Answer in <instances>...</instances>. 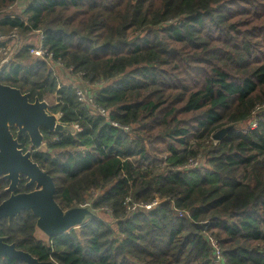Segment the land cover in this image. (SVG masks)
Instances as JSON below:
<instances>
[{
    "label": "trees",
    "instance_id": "1",
    "mask_svg": "<svg viewBox=\"0 0 264 264\" xmlns=\"http://www.w3.org/2000/svg\"><path fill=\"white\" fill-rule=\"evenodd\" d=\"M33 31L108 119L27 44L0 83L61 115L70 130L42 129L33 161L63 210L98 216L45 241L22 212L0 221L5 241L56 264H216L211 235L224 264H264V0H0V38ZM8 185L0 177V203Z\"/></svg>",
    "mask_w": 264,
    "mask_h": 264
},
{
    "label": "water",
    "instance_id": "2",
    "mask_svg": "<svg viewBox=\"0 0 264 264\" xmlns=\"http://www.w3.org/2000/svg\"><path fill=\"white\" fill-rule=\"evenodd\" d=\"M29 98L30 94L0 83V176L10 182L5 192L11 194L0 203V221L11 222L22 212H31L37 217V228L47 238H58L98 215L89 205L63 210L55 200L54 179L33 161L32 156L46 144L42 129L55 133H65L70 129L59 123L55 114L48 112L46 101L36 98L31 102ZM233 128L229 126L220 130L213 139L221 141ZM21 136L29 138L34 151L23 149L19 142ZM21 175L27 179V187L34 186V191L15 193ZM5 239L0 235V257L21 260L25 264H56L40 262L30 253L18 250L15 244H8Z\"/></svg>",
    "mask_w": 264,
    "mask_h": 264
},
{
    "label": "built area",
    "instance_id": "3",
    "mask_svg": "<svg viewBox=\"0 0 264 264\" xmlns=\"http://www.w3.org/2000/svg\"><path fill=\"white\" fill-rule=\"evenodd\" d=\"M16 2H20L21 0H15ZM11 10H13V7H10ZM36 33H40L41 36V44L39 46H36L33 42L27 43L28 47H30L29 52L31 55L37 57V59L45 61L48 65V67H50L51 65H53V67H50L51 72L53 73V76L56 77V79L59 81V77L55 74L54 72V67H58L60 69V72H67L68 75H70L71 77L75 76L78 78L82 77L83 74L79 73L77 75H74V69L71 68H67L65 66V64L63 63L62 59H55L54 58V54L52 52H50L46 47H44V40H45V35L42 31H33L30 32L28 36H30L31 34H36ZM11 40H16L20 43L21 38L19 37V35L17 33H13L8 37H1L0 38V75L5 71L6 68H8L10 66V63L12 61L13 56L15 55V53L13 54L12 49H14L12 46L10 47L9 44L12 43ZM30 40V38H28V41ZM16 47V46H15ZM18 48V46L16 47ZM15 51V49H14ZM13 55V56H12ZM72 86V85H69ZM61 85H59L58 88H60ZM76 95L78 97V100L81 104H83L84 106H87L88 108H91V110L98 114H100L101 116L105 117L106 119H108L109 116V112L105 109H103L102 107H99L98 105H96L94 99H95V95L93 92H90L89 90L86 89H82V88H78L76 90ZM115 128H120V129H125V130H129V128H122L117 122H112L111 123ZM252 128L256 127V123L252 124L251 126ZM73 129L76 132H80L81 129L79 128L78 125H74ZM53 141H58L57 138H55ZM197 163L199 162H194L193 165H197ZM127 203L130 202V200H126ZM142 207H146L147 209H151L153 206L152 205H141ZM140 206V207H141ZM139 208V205L136 204H131L130 207V211H134L137 210ZM208 239L211 245H213L214 249H215V263L216 264H224L225 263V255H224V251L219 248L217 246V244L219 245V243L217 242V240L212 237L211 235H208Z\"/></svg>",
    "mask_w": 264,
    "mask_h": 264
},
{
    "label": "rangeland",
    "instance_id": "4",
    "mask_svg": "<svg viewBox=\"0 0 264 264\" xmlns=\"http://www.w3.org/2000/svg\"><path fill=\"white\" fill-rule=\"evenodd\" d=\"M19 12V11H18ZM19 35V34H18ZM29 35V34H28ZM27 35V37H25V38H21L20 37V35H19V37L21 38V41H20V43L18 42V41H16V40H11L12 41V43H10L9 44V46L11 47H13L14 49H15V51H14V49H12V52H13V54L15 53H17V51L19 50V48H21L22 46H24V45H26L27 43H30V42H33L36 46H39L40 44H41V34L40 33H36V34H31L30 36H28ZM28 38H30V40L28 41ZM18 46V48H16V47ZM13 56V55H12ZM31 56H33V55H31ZM34 58H37V57H35V56H33ZM50 67H53V65H51ZM50 67H49V69H50ZM54 72H55V74L59 77V82H60V84H65V85H74V86H76V87H78V88H82V89H86V87L84 86V85H78L79 83H78V80H77V77H75V76H73V77H71L70 75H68V73L67 72H65V73H63V72H60V69L58 68V67H54ZM87 90V89H86ZM91 92H93V91H91ZM48 112L50 113V114H53L52 113V111H51V105H49V108H48ZM56 116H57V120H58V122L60 123L61 121V115H59V114H55ZM244 128H246V126H243V127H241V128H239V129H244ZM44 147V146H43ZM108 212V211H107ZM37 238H39V239H42V240H45L46 241V239H47V236L44 234V233H42L40 230H38V232H37ZM217 246L219 247V248H221V246L220 245H218L217 244ZM211 247H212V249L215 251V249H214V247H213V245H211ZM222 249V248H221ZM223 250V249H222ZM224 251V250H223Z\"/></svg>",
    "mask_w": 264,
    "mask_h": 264
},
{
    "label": "flooded vegetation",
    "instance_id": "5",
    "mask_svg": "<svg viewBox=\"0 0 264 264\" xmlns=\"http://www.w3.org/2000/svg\"><path fill=\"white\" fill-rule=\"evenodd\" d=\"M16 133V132H15ZM16 135V134H15ZM22 138H26L24 136H22ZM3 178V176H0ZM8 181V180H7ZM27 179L25 178V176L21 175L20 177V180H19V185H18V189L15 191V193H28V192H32L34 191V186H31V187H27ZM8 184L10 185V182L8 181ZM8 185V186H9ZM19 189H24L23 191H19ZM10 193H9V196L10 197Z\"/></svg>",
    "mask_w": 264,
    "mask_h": 264
}]
</instances>
